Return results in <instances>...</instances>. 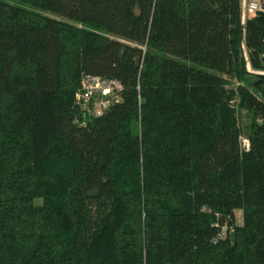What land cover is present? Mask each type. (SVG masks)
<instances>
[{
  "label": "trees",
  "instance_id": "trees-1",
  "mask_svg": "<svg viewBox=\"0 0 264 264\" xmlns=\"http://www.w3.org/2000/svg\"><path fill=\"white\" fill-rule=\"evenodd\" d=\"M83 76L120 85L98 117ZM0 264H264V13L0 0Z\"/></svg>",
  "mask_w": 264,
  "mask_h": 264
},
{
  "label": "built area",
  "instance_id": "built-area-1",
  "mask_svg": "<svg viewBox=\"0 0 264 264\" xmlns=\"http://www.w3.org/2000/svg\"><path fill=\"white\" fill-rule=\"evenodd\" d=\"M240 4V21L242 24L246 20L256 17L259 13H264V0H239ZM245 53V51H244ZM81 88L75 93L76 104L82 110H88V106H91L89 112L90 116L98 117L102 115L112 104L108 97L112 93H116V98L118 99V90L120 85L114 80H107L98 76H83L81 79ZM99 93L102 97L95 104L91 101L94 99L96 94ZM241 147L243 149L248 148V140L242 141ZM241 143V142H240ZM225 228L221 231V236L224 234Z\"/></svg>",
  "mask_w": 264,
  "mask_h": 264
},
{
  "label": "rangeland",
  "instance_id": "rangeland-1",
  "mask_svg": "<svg viewBox=\"0 0 264 264\" xmlns=\"http://www.w3.org/2000/svg\"><path fill=\"white\" fill-rule=\"evenodd\" d=\"M244 54V57H245V61H246V64H247V69L248 71L252 72L248 62H247V56H246V53H243ZM257 73V72H256ZM81 88V87H80ZM79 88V89H80ZM78 89V90H79ZM77 90V91H78ZM116 93H112L110 97H108L110 99V102H113L114 99L116 98ZM102 97L100 96L99 93L96 94V96L94 97V99L91 101L92 104H95L97 101H99ZM236 101H234L233 105L235 107V110H236V113H235V116H236V119H237V122H238V125L241 129V136H240V144H242L243 142L242 141H245L247 139V135H248V132H247V127L248 125L250 124V121L252 119V113L250 112H247L245 111L244 109H240L239 107H237L236 105ZM91 110V106H88V110H85V112L89 115V112ZM41 200H37V202H40ZM241 211L240 210H236L234 212V223L235 224H241L242 222V216H241ZM226 224V227H225V230H224V234L222 237H225V235L227 234V230L229 229V225L227 224V221L225 222Z\"/></svg>",
  "mask_w": 264,
  "mask_h": 264
}]
</instances>
